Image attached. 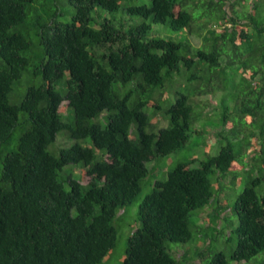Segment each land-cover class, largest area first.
<instances>
[{
  "label": "trees",
  "instance_id": "obj_1",
  "mask_svg": "<svg viewBox=\"0 0 264 264\" xmlns=\"http://www.w3.org/2000/svg\"><path fill=\"white\" fill-rule=\"evenodd\" d=\"M125 225L117 264L264 253V0H0V264H108Z\"/></svg>",
  "mask_w": 264,
  "mask_h": 264
},
{
  "label": "rangeland",
  "instance_id": "obj_2",
  "mask_svg": "<svg viewBox=\"0 0 264 264\" xmlns=\"http://www.w3.org/2000/svg\"><path fill=\"white\" fill-rule=\"evenodd\" d=\"M203 9H204V7L200 8L199 11L203 10ZM192 42L198 45L200 43V39H198L196 37H192ZM210 121L212 123L214 122L212 120H210ZM241 121L244 122L243 118ZM160 125L163 126L164 124L161 123ZM216 148L217 147H215V149ZM172 158H173L172 155L169 156V158L168 157L160 158V163L158 166H160V168L163 167L164 169L170 168L176 161L175 158H173V159ZM160 176H162V175H160ZM146 180L147 179H144V181L142 182V190H141L139 196L137 197L136 201L133 203V205H131V212L128 213V215H127V220H129L131 222V224H134V218L136 217L137 203L139 202L140 198H142L150 189V187L145 184ZM130 231H131L130 225L129 226L125 225L123 231L120 232V234H119V241H118V244L116 246L115 254L108 261V264H117L120 262L121 257H122V253H123L124 247H125V239H126L128 233H130ZM197 241H198V243L202 242L201 239H199ZM258 262L264 263V253H260L254 259L250 260V264H256Z\"/></svg>",
  "mask_w": 264,
  "mask_h": 264
}]
</instances>
